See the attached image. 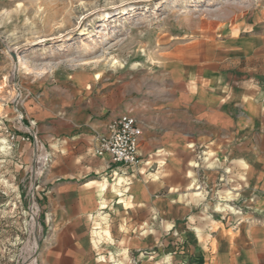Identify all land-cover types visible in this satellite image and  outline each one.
Returning a JSON list of instances; mask_svg holds the SVG:
<instances>
[{"label":"crops","instance_id":"1","mask_svg":"<svg viewBox=\"0 0 264 264\" xmlns=\"http://www.w3.org/2000/svg\"><path fill=\"white\" fill-rule=\"evenodd\" d=\"M168 71L162 99L114 114L141 125L135 168L96 155L114 115L83 97L86 79L26 96L31 138L50 151L41 264H264V25L213 35Z\"/></svg>","mask_w":264,"mask_h":264},{"label":"rangeland","instance_id":"2","mask_svg":"<svg viewBox=\"0 0 264 264\" xmlns=\"http://www.w3.org/2000/svg\"><path fill=\"white\" fill-rule=\"evenodd\" d=\"M262 25L264 0H0V264H41L36 186L50 151L24 119L29 92L39 97L86 79L83 97L110 119L143 98L162 99L174 59L213 35ZM18 136L30 137L20 140L26 149L15 147Z\"/></svg>","mask_w":264,"mask_h":264},{"label":"built area","instance_id":"3","mask_svg":"<svg viewBox=\"0 0 264 264\" xmlns=\"http://www.w3.org/2000/svg\"><path fill=\"white\" fill-rule=\"evenodd\" d=\"M142 134L141 125L132 113L114 115L107 123L106 132L98 139L96 155L109 156L115 164L135 168L139 165ZM11 139L15 141L16 136L12 135ZM22 141H29V137H23ZM45 155L39 175L45 171L50 160V155Z\"/></svg>","mask_w":264,"mask_h":264},{"label":"bare ground","instance_id":"4","mask_svg":"<svg viewBox=\"0 0 264 264\" xmlns=\"http://www.w3.org/2000/svg\"><path fill=\"white\" fill-rule=\"evenodd\" d=\"M102 78V75L101 74H97L96 75V80H98V81H100V79ZM40 152V151H39ZM36 158L38 159L39 158V153H38V151L36 152ZM36 159V160H37ZM38 164V163H37ZM37 167H38V165H36L35 166V168H34V173H35V175H36V173H37ZM34 176V175H33ZM223 201V200H222ZM227 201V200H226ZM40 228V227H39ZM33 260V259H32ZM34 261V260H33ZM35 263V261L33 262V264Z\"/></svg>","mask_w":264,"mask_h":264},{"label":"water","instance_id":"5","mask_svg":"<svg viewBox=\"0 0 264 264\" xmlns=\"http://www.w3.org/2000/svg\"><path fill=\"white\" fill-rule=\"evenodd\" d=\"M11 55H12V57H13L15 60H17L16 55H15L14 53H11ZM34 165H35V164H34ZM34 165H33V167H34Z\"/></svg>","mask_w":264,"mask_h":264}]
</instances>
